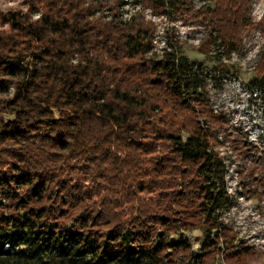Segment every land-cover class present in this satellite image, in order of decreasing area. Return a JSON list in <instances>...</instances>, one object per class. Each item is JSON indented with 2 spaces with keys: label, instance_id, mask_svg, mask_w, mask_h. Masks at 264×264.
<instances>
[{
  "label": "trees",
  "instance_id": "1",
  "mask_svg": "<svg viewBox=\"0 0 264 264\" xmlns=\"http://www.w3.org/2000/svg\"><path fill=\"white\" fill-rule=\"evenodd\" d=\"M20 0L0 10V264H250L223 221L222 73L192 61L156 15L207 20L203 52L237 48L253 0ZM127 10V11H126ZM36 15V16H35ZM218 45V44H217ZM264 89V50L249 86ZM226 143V144H225ZM226 148L220 149V146ZM253 175L257 171L251 172ZM202 239L194 250L186 232Z\"/></svg>",
  "mask_w": 264,
  "mask_h": 264
},
{
  "label": "rangeland",
  "instance_id": "2",
  "mask_svg": "<svg viewBox=\"0 0 264 264\" xmlns=\"http://www.w3.org/2000/svg\"><path fill=\"white\" fill-rule=\"evenodd\" d=\"M202 6L212 7L213 1L193 0L191 9ZM18 7L20 0H0L1 11ZM125 8L128 9L125 15L135 11L128 6ZM142 14L148 18L144 9ZM261 16H264V0H253L249 18L257 22ZM154 20L157 47L163 46L170 33L172 38L180 41L182 54L190 60L201 62L211 69L219 61L225 64L222 73L209 81L208 95L212 106L226 114L225 142L234 139L233 143L240 144L246 131L251 146L242 155H238L230 146L223 153L226 156L225 184L229 194L223 221L236 234V241L256 248V255L250 264H264V89L260 91L254 88L250 92L249 88L254 81V67L264 50V21L255 28L243 30L239 47L223 49L222 43L217 41L218 45H211L209 52L205 53L199 44L210 30L206 19L186 21L180 15H166L155 17ZM225 144L220 146L221 150L226 148ZM252 170L258 173L253 175ZM184 235L191 240L193 249L197 250L202 239L201 232L194 230ZM216 264L226 263L218 261Z\"/></svg>",
  "mask_w": 264,
  "mask_h": 264
},
{
  "label": "built area",
  "instance_id": "3",
  "mask_svg": "<svg viewBox=\"0 0 264 264\" xmlns=\"http://www.w3.org/2000/svg\"><path fill=\"white\" fill-rule=\"evenodd\" d=\"M126 6L131 7V8H134L135 10L140 9L139 3L135 2L134 0H126V3L123 6V8L125 9ZM144 10H145V14L148 16V18H145V19H148V20H150L152 22L155 21L154 20L155 17H162V16H166L167 15V14L156 15L149 8H145Z\"/></svg>",
  "mask_w": 264,
  "mask_h": 264
}]
</instances>
